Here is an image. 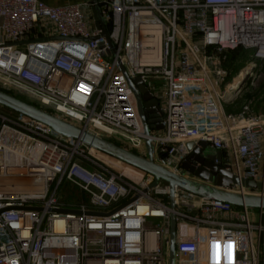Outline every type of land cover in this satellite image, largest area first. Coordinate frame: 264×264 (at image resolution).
Instances as JSON below:
<instances>
[{
    "label": "built area",
    "instance_id": "built-area-1",
    "mask_svg": "<svg viewBox=\"0 0 264 264\" xmlns=\"http://www.w3.org/2000/svg\"><path fill=\"white\" fill-rule=\"evenodd\" d=\"M97 2L108 38L91 0H0V90L142 156L150 139L176 174L186 144L206 143L239 178L232 192L264 197L242 184H264V115L228 111L264 67V0ZM122 68L159 102L162 131L146 136ZM152 181L0 107V264H169V188L145 192ZM175 202L176 264H264V209Z\"/></svg>",
    "mask_w": 264,
    "mask_h": 264
},
{
    "label": "water",
    "instance_id": "water-1",
    "mask_svg": "<svg viewBox=\"0 0 264 264\" xmlns=\"http://www.w3.org/2000/svg\"><path fill=\"white\" fill-rule=\"evenodd\" d=\"M91 4L94 7L93 16L96 20V28L102 31L104 37L108 38L97 0H91ZM122 73L136 98L146 136H150L152 131H162L163 112L159 102L152 97L142 80H131L123 68ZM0 106L48 127L61 137L82 142L100 153L151 176L153 181L145 192L155 189L160 183L166 184L169 188L171 209L169 216V264H176L177 222L175 197L177 192H179V197L184 199H189L193 196L210 201L228 203L236 208L264 209V197L241 195L230 190L232 186L240 185L239 178L225 167L219 165L222 162V153L220 151H215L211 157H206L205 151L208 149L206 143H201L200 147L195 149L193 143L186 144V148L191 151V154L188 160L182 164L181 174H176L165 167L160 151L157 152L158 161L155 159L154 146L150 139L145 140L147 155L142 156L108 139L90 134L2 90H0ZM216 162L219 164H216ZM242 184L248 189H264V184L251 180H243ZM89 214L95 215L93 213ZM96 215L103 216V214Z\"/></svg>",
    "mask_w": 264,
    "mask_h": 264
},
{
    "label": "rangeland",
    "instance_id": "rangeland-1",
    "mask_svg": "<svg viewBox=\"0 0 264 264\" xmlns=\"http://www.w3.org/2000/svg\"><path fill=\"white\" fill-rule=\"evenodd\" d=\"M243 61H245V60H243ZM243 61H241L240 64H242ZM237 72H238L237 70L234 71L233 76ZM255 75H256V78H255L253 84H250L251 80L246 83V86H244V89L241 93L242 95H239L235 104L233 105V107H234L233 109L235 110V113H240L244 106H249L252 114L257 115L258 103H259L260 107L264 103V67H260L259 72H258V67H257ZM230 80H231V78L228 81H230ZM236 83H237V81H236ZM220 91H222V90L220 89ZM18 97L24 101H27L26 98H23L20 96H18ZM1 108H3V107H1ZM3 109H5V108H3ZM110 141H113L114 143H116V141L114 139H112ZM212 150L213 149L210 150V147H208V149L205 151L206 157L207 156L211 157L213 155V153L215 151L214 150L212 151ZM97 158L99 160H102L98 156H97ZM145 179H146V177L143 174H140V175L138 174V175H135L134 178H132V181L136 185H141V183L145 182ZM162 199H164L166 204L170 205L169 197H163ZM258 212H259V210H257V209H250V213L253 216H255V214H257Z\"/></svg>",
    "mask_w": 264,
    "mask_h": 264
},
{
    "label": "crops",
    "instance_id": "crops-1",
    "mask_svg": "<svg viewBox=\"0 0 264 264\" xmlns=\"http://www.w3.org/2000/svg\"><path fill=\"white\" fill-rule=\"evenodd\" d=\"M45 4L53 7H61V6H66V5H75V4H82L85 2H88L89 0H42ZM234 107H230L229 110L231 112L235 113V110L233 109ZM257 115H264V103L259 106L258 103V113Z\"/></svg>",
    "mask_w": 264,
    "mask_h": 264
},
{
    "label": "trees",
    "instance_id": "trees-1",
    "mask_svg": "<svg viewBox=\"0 0 264 264\" xmlns=\"http://www.w3.org/2000/svg\"><path fill=\"white\" fill-rule=\"evenodd\" d=\"M247 58H248V54L246 52H236V53L231 55L230 59H231L232 65L234 64L235 71L239 70V68L243 65V63L247 60ZM243 60H245V61H243ZM241 61H243L242 64H240ZM235 64H236V66H235ZM7 93L14 95L13 93H10V92H7ZM228 111H230V110L228 109Z\"/></svg>",
    "mask_w": 264,
    "mask_h": 264
},
{
    "label": "bare ground",
    "instance_id": "bare-ground-1",
    "mask_svg": "<svg viewBox=\"0 0 264 264\" xmlns=\"http://www.w3.org/2000/svg\"><path fill=\"white\" fill-rule=\"evenodd\" d=\"M241 78H242V77H241ZM239 80H240V79L237 80V83L239 82ZM133 177H135V176L133 175ZM139 212L143 214V213H145V209L142 208V209L139 210Z\"/></svg>",
    "mask_w": 264,
    "mask_h": 264
}]
</instances>
